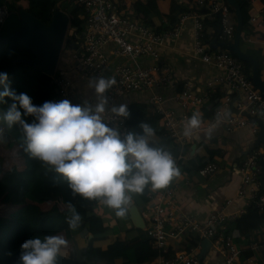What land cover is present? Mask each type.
I'll list each match as a JSON object with an SVG mask.
<instances>
[{"label": "built area", "instance_id": "1", "mask_svg": "<svg viewBox=\"0 0 264 264\" xmlns=\"http://www.w3.org/2000/svg\"><path fill=\"white\" fill-rule=\"evenodd\" d=\"M123 0H73L75 10L69 16L70 21L76 19L81 22L79 27L68 28V38L72 59L75 62L74 70L77 74L87 78L105 76L109 69L106 46L111 45V52L115 57L131 60L152 59L151 67H129L115 65L112 76L117 84L107 92L109 103L114 104L118 99L130 93L150 92L160 87H175L173 72L168 66L159 63V54L156 47L172 42L181 37L186 23L192 25L193 56L202 63L214 67L220 74L206 83L213 94L207 98L195 92L190 82L182 83L181 92L177 95L178 104L183 112L177 114L166 108L165 100L161 95L154 94L147 99V111L155 115L161 122L165 137L171 144L181 151L193 143L194 135L186 137L183 134L184 125L190 113V108H200L207 100L212 106L206 112L208 115L202 121V130H207L220 121L227 132L243 129L249 126L248 120L259 119L264 125V96L254 88L240 63L228 52L211 51V45L202 43L206 29L202 24L200 10H207L209 15H217L221 25V33L216 41L225 43L233 39L235 26L231 22V11L223 0H195L193 9L178 16L175 24L161 33L155 32L140 20H132L123 16V12L132 13L143 9L142 1L131 3L129 8ZM7 17V10L0 8V25ZM251 23L260 27L259 18L252 17ZM65 39V41H66ZM53 84L56 85L58 97L55 101L68 99L73 104L84 102L75 100L70 92L71 81L54 74ZM221 89L240 95L236 101L235 110L230 109L231 99L224 96V100L214 106L212 97L215 93L221 94ZM54 101V102H55ZM111 126L117 127L122 133L128 132L127 119H113ZM256 136V130L252 129ZM263 151L255 150L250 153L238 166L241 183L237 196L245 199L248 207H254L264 215V166L259 162ZM182 156L178 158L181 160ZM217 171L215 165L210 164L200 174L210 177ZM174 190L165 188L162 192H153L148 196L150 208L142 215L144 229L153 250L158 252L165 248L167 239L179 240L183 236L193 235L201 240H208L212 247L222 257L221 264H237L240 251L229 235L228 225L238 220V214H226L222 209L211 213L203 222L197 221L190 215L176 208L173 202ZM230 202H226L229 204ZM251 249L264 250V244ZM150 264H199L195 253L180 251L172 256H158Z\"/></svg>", "mask_w": 264, "mask_h": 264}, {"label": "crops", "instance_id": "2", "mask_svg": "<svg viewBox=\"0 0 264 264\" xmlns=\"http://www.w3.org/2000/svg\"><path fill=\"white\" fill-rule=\"evenodd\" d=\"M115 1L119 3L123 2V0ZM135 1L137 0H126L125 3L131 8V3ZM140 1L145 5L142 13L144 16L147 15L148 27L154 31H159V33L172 27V20L171 17H169L171 7H181L188 11L193 9L195 5V0ZM244 2H247L246 9L249 21L246 23L245 27L243 26L242 28L240 50L244 55L253 58L258 63L260 79L264 85V0H244ZM33 3L34 0H21L19 8L27 10ZM252 17L259 18L261 22L260 27L257 28L252 25L250 21ZM231 22L236 28V18L233 13L231 14ZM207 33L212 34L213 31L209 29ZM228 41L232 44L233 39L232 41ZM219 42L221 41L217 42L214 39L213 45ZM219 48L223 50L221 47ZM63 49L65 52L62 50L63 55L61 53L56 74L71 81L69 92L75 100L94 102V93L87 87L89 78L77 74L74 70L75 62L72 59L70 44L63 46ZM106 51L109 69L105 76L108 77H113L112 70L115 65L118 64L129 67H151L154 65L152 59L134 61L127 58L115 57L111 52L110 44L106 46ZM156 51L159 54V63L172 69L176 86L173 88L160 87L150 92L130 93L118 99L114 104L109 103V108L112 105L125 103L132 109H138L141 105L146 104L149 96L158 94L164 98V106L166 108L174 110L177 114H181L183 110L175 99L181 92L182 83L185 82L192 83L195 87L196 94L202 97L207 98L208 95L213 94L210 90L215 89L207 88L206 83L219 76L220 73L214 67L202 63L193 56L192 25L190 22L184 25L181 37L175 41L167 42L156 47ZM211 51L216 50L211 48ZM28 68H30L28 70L34 69H31L32 67ZM249 74H251V68ZM21 87H23V85H21ZM222 90L223 89L220 91L221 94H217V100L213 105L215 106L219 100L222 102L224 96H229L231 99L230 109L235 110L234 104L241 99V96L230 93L227 89H224V91ZM20 91L21 88H18L16 93L19 94ZM211 106L212 103L208 99L200 108H190L188 112L190 115L194 112H200L203 121L207 117L208 114L206 112ZM248 123V127L231 132H227L225 127L220 124L218 128L213 129L210 138L206 135V130L200 131L198 135L195 134L193 143L186 147L187 149L181 160L176 161L181 175L174 179L166 188L174 190L173 202L176 208L199 222L205 221L211 213L220 209L226 214H238L240 220L238 219V221L228 225V233L240 251L237 264H264V250L250 248L252 244H256V247H260L264 244V215L254 210L248 212L249 207L247 201L237 196V191L241 183L238 166L253 151H262L261 147L255 148L254 142L256 137L252 132V129H255L257 133L260 131V123H262V121L253 118L248 120ZM161 128L162 125L159 123V129ZM152 139L154 142L158 141L156 135ZM2 146L6 147L4 149L11 155V160L6 164L11 167L16 166L19 170L23 169V157L25 153L23 148L11 140L6 128L0 126V149L3 148ZM17 155L22 158V163H20L19 160L17 162L14 158ZM192 160H195L197 164L206 163L203 169L213 164L217 168V171L210 177H203L200 174L203 169L199 170V172H194L192 170L194 167L190 166L188 167L189 171L186 172L185 165ZM1 161L2 158L0 157V162ZM65 189V193L60 198L58 207L59 212L67 210V204L69 202L73 204L76 200V196H73L68 186ZM163 190L164 189L159 191L162 192ZM153 192L156 191L150 189L149 195ZM226 202L230 203L226 204ZM1 206L2 210L0 209V217L4 219L7 218L9 213L15 211L5 205ZM132 206L137 208L142 217L150 208L151 203L146 205L140 200L138 195H134L127 215L123 218H118L111 209L98 202V205L94 208L92 218L97 219L102 227L106 229V232L98 236V239L91 241L93 236L89 234L87 229H84L79 234H71L70 231H65L67 244L62 248L60 255L64 258L73 259L78 264H87V258L84 252L87 250L90 243H92L94 249H99L100 251H105L108 246L117 239L135 241L133 244L129 245L126 250H132L139 246L140 241L134 240L138 238L139 230L135 228L130 217V208ZM142 236L145 237L144 234ZM202 242L203 240L193 235L183 236L179 240L167 239L165 248L159 250L155 259L144 261L140 259L139 262L131 263L127 258H119L115 260L114 264H150L156 260L158 256L168 257L180 251H191L195 253L199 260V264H221L222 257L219 252L216 251L211 244L203 247L201 245ZM150 252L151 251L148 252L149 258L152 256V252L151 254ZM135 257L138 258L137 254L136 256L134 255V258Z\"/></svg>", "mask_w": 264, "mask_h": 264}, {"label": "clouds", "instance_id": "3", "mask_svg": "<svg viewBox=\"0 0 264 264\" xmlns=\"http://www.w3.org/2000/svg\"><path fill=\"white\" fill-rule=\"evenodd\" d=\"M116 84L115 77L95 76L87 85L94 102L73 104L63 99L34 105L29 95L12 90L8 74L0 71V105L6 98L11 101L6 110H0V121L9 128L19 127L24 152L65 180L73 196L99 201L123 218L134 195L146 189H165L181 171L172 154L153 141L155 130L148 123L140 125V132L122 133L111 126L114 118L130 116L125 103L109 108L107 92ZM219 125L217 120L206 135L210 138ZM201 130L202 114L194 112L187 118L183 134L198 135ZM67 211L69 228L75 230L82 217L70 202ZM66 244L60 235L27 239L20 245L19 264H57Z\"/></svg>", "mask_w": 264, "mask_h": 264}, {"label": "trees", "instance_id": "4", "mask_svg": "<svg viewBox=\"0 0 264 264\" xmlns=\"http://www.w3.org/2000/svg\"><path fill=\"white\" fill-rule=\"evenodd\" d=\"M20 1L0 0V8L7 10V17L0 25V71H5L6 67L17 59H33V55L26 51L17 39H11L6 43L2 42V40L17 32L20 28V21L17 15ZM223 1L226 4V1ZM237 2L241 9L242 22L245 27L249 21L246 9L247 2H244V0H237ZM56 7H60L62 11L70 15L75 10L73 0H34V3L27 11L47 26L51 22L53 11ZM143 10L135 11V14L130 10L124 11L123 16L129 17L132 20H140L143 25H147V15L144 16ZM186 12L187 9L171 7L169 17H171L172 26L178 16ZM198 13L201 16L203 15L201 21L206 29L202 43L209 46L211 43L213 44L214 39L216 40L221 33L220 21L217 15H209V12L205 9L200 10ZM80 25L81 22L76 19H72L69 24L70 27H79ZM209 29L213 31L212 34L207 33ZM155 32L159 33L156 30ZM68 42L67 38L64 46L68 45ZM217 49L215 50L220 51V48ZM221 51L228 52L224 49ZM229 54L237 60L231 53ZM240 63L245 72L249 74L250 65L243 62ZM16 70L17 67L7 73L10 88L12 87V75ZM12 90L16 91V88L14 87ZM25 94L30 96L34 105H42L45 101H55L58 97L57 87L53 84L52 78L41 73L36 77ZM217 94L212 97V101L217 100ZM10 103V100L6 98V103L0 105V110H6ZM128 110L130 112V116L127 118L128 131L140 132V125L148 123L155 130V135L158 138V141L155 142L157 145L163 146L169 151L175 161L184 155L187 148L181 151L178 147L171 144L170 140L165 137L163 129H159L160 120L157 116L148 113L146 104L141 105L138 109L128 107ZM27 122L31 123L32 118H27ZM0 126L6 128L11 140L22 147V132L18 126L9 128L2 121H0ZM23 162L24 168L21 170L16 168V166L11 167L6 163L2 164V161L0 162V209L2 208L1 205H5L15 210L9 213L5 219L0 217V264H19L20 245L25 240L36 236L42 238L45 235H60L65 239V231H70L71 234H79L84 229H87L89 234L93 236L91 240L93 241L106 232V229L102 227L100 222L92 218L94 208L98 205L99 201H89L79 196H76L73 205L81 215L82 221L77 229H70L66 219L68 211H58L60 198L65 193L67 182L45 168L39 161L30 158L26 153H24ZM185 166L186 172L189 171L188 167L190 166L194 167L192 169L194 172H199V170L206 166V163L197 164L195 160H192ZM149 190L146 189L143 194L138 195L140 200L146 205L150 204V200L148 199ZM250 210L257 211L254 207H249L248 212ZM138 233V238L134 240H139L140 244L132 250H126L129 245L135 242L131 240L117 239L105 251L94 249L92 243H90L84 252L87 264H114L115 260L119 258H127L131 263L139 262L140 259L142 261L155 259L157 252L149 245L150 241L145 231L139 230ZM143 234L145 237L142 236ZM149 251L152 252V258H149ZM136 254L138 258H134ZM57 264L78 263L59 254Z\"/></svg>", "mask_w": 264, "mask_h": 264}, {"label": "water", "instance_id": "5", "mask_svg": "<svg viewBox=\"0 0 264 264\" xmlns=\"http://www.w3.org/2000/svg\"><path fill=\"white\" fill-rule=\"evenodd\" d=\"M230 11L235 15L236 28L232 44L219 42L211 45V48L222 49L231 53L238 61L248 63L251 68L249 80L256 90L264 96V85L260 79L258 63L251 57L244 55L240 50V37L243 28L242 15L237 0H225ZM20 28L17 32L2 40L3 43L11 39H17L21 46L33 55V59H17L9 64L5 71L8 73L15 67L28 66L39 70L41 74L52 77L56 73L57 64L60 59L66 34L70 24L69 15L56 7L53 11L51 22L46 26L40 20L32 16L25 9H18L17 12ZM218 42V41H217ZM255 148L261 147L263 154L259 164L264 166V125L260 123V131L255 136ZM130 217L137 230H143L144 221L135 206L130 208ZM211 244L208 240H203L202 246Z\"/></svg>", "mask_w": 264, "mask_h": 264}, {"label": "rangeland", "instance_id": "6", "mask_svg": "<svg viewBox=\"0 0 264 264\" xmlns=\"http://www.w3.org/2000/svg\"><path fill=\"white\" fill-rule=\"evenodd\" d=\"M69 16H71V15H69ZM67 33H68V31H67ZM63 52H65L64 49H63ZM63 52H62V55H63ZM28 69H30V68H28V66H18L17 70L12 75V87L11 88L15 87L16 91L18 88H21V91L19 92V94L27 92L28 89L30 88V85L33 84L36 77L40 74L39 70H37L35 68L34 69L31 68L33 70H28ZM21 85H23V87H21ZM4 148H6V147H3L0 149V157L2 158V164L9 163L8 161L11 160V155ZM14 158L16 159L17 162L19 160L20 163H22V160H21L22 158L20 156L17 155Z\"/></svg>", "mask_w": 264, "mask_h": 264}, {"label": "flooded vegetation", "instance_id": "7", "mask_svg": "<svg viewBox=\"0 0 264 264\" xmlns=\"http://www.w3.org/2000/svg\"><path fill=\"white\" fill-rule=\"evenodd\" d=\"M56 74V73H55Z\"/></svg>", "mask_w": 264, "mask_h": 264}]
</instances>
